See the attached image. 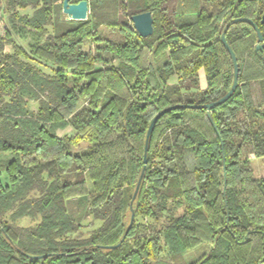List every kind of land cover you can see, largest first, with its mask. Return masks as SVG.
Instances as JSON below:
<instances>
[{
  "label": "trees",
  "instance_id": "1",
  "mask_svg": "<svg viewBox=\"0 0 264 264\" xmlns=\"http://www.w3.org/2000/svg\"><path fill=\"white\" fill-rule=\"evenodd\" d=\"M166 1L129 12L121 0L123 20L104 23L115 42L91 10L56 31L62 0H0V151L15 154L0 158V264H156L200 245L185 264H264V169L249 163L264 162V100L251 89L264 78V47L255 49L264 0H210L179 23ZM143 11L149 37L129 25ZM241 17L261 42L250 23L232 22ZM222 34L237 86L208 111L176 108L157 120L120 242L153 116L214 101L232 84ZM82 196L75 219L66 202ZM23 217L37 221L15 223ZM88 218L98 224L84 232Z\"/></svg>",
  "mask_w": 264,
  "mask_h": 264
},
{
  "label": "rangeland",
  "instance_id": "2",
  "mask_svg": "<svg viewBox=\"0 0 264 264\" xmlns=\"http://www.w3.org/2000/svg\"><path fill=\"white\" fill-rule=\"evenodd\" d=\"M123 3H127V11L131 12L135 9L141 8L144 5V0H122ZM88 3V14L90 10L93 12V24H98V31L106 38L118 42V31L112 29L111 27L105 25V22L108 21H117L121 22L123 20V15L121 11V0H87ZM164 6L167 8V11L171 14L173 13V18L176 22H193L196 19V15L202 9L210 10L212 2L210 0H167L164 3ZM87 14V17H88ZM66 15L62 12V9L58 7L54 8L52 16V24L56 31H63L69 26V23L66 22ZM129 23V25H131ZM3 24L0 22V28ZM151 36V35H149ZM147 36V37H149ZM129 70V67L121 69L122 71ZM198 85L200 87L205 85V78L202 71L198 73ZM251 89L253 94L260 99L264 100V78L252 82ZM61 132V131H60ZM67 132V131H66ZM15 154L9 151H0V158L11 159L14 158ZM249 163L252 167L257 168L258 170L264 169V162L262 158L255 157L251 155L249 157ZM89 187H91L90 182L88 181ZM86 198L85 196L79 197L77 199H70L66 202L68 207V212L75 219L79 218L80 211L85 206ZM89 218L82 221L85 225L82 229L84 232L89 231L91 228L95 227L98 223L88 224ZM37 220L31 219L29 217H23L18 219L15 223L21 226L33 225ZM205 245H200L194 249L188 250L183 253L181 257L172 258L171 256L167 259L159 260L156 264H185L189 260L196 258L204 249ZM169 258V259H168ZM170 258L172 260H170ZM172 261V262H171Z\"/></svg>",
  "mask_w": 264,
  "mask_h": 264
},
{
  "label": "water",
  "instance_id": "3",
  "mask_svg": "<svg viewBox=\"0 0 264 264\" xmlns=\"http://www.w3.org/2000/svg\"><path fill=\"white\" fill-rule=\"evenodd\" d=\"M61 9H62V12L66 15V19H71V20H85V19H87V14H88L87 0H80L76 3L70 2V0H62ZM130 21L132 22V26H133L134 30L140 36L147 37V36L152 34V32H153V18H152L150 11H143V12L135 13V14L131 15ZM236 21H244V22L250 23L256 31L258 42H261L263 40L262 33L254 21H252L249 18L241 17V18L233 19L232 22H236ZM260 22L262 24H264V10L261 14ZM221 38H222V42H223L224 46L226 47L227 51L230 54V57H231L232 63H233L234 76H233L232 84L224 95H222L221 97H219L218 99H216L214 101L204 103V104H174V105H169V106L161 109L160 111H158L153 116V118L151 119V121L148 125L146 135H145L144 151H143V166H142V169H141L140 174L138 176V179H137V182H136V185H135L132 197H131V201L129 204V206H130L129 224H128V227H127L125 233L123 234L120 242L125 238L126 233L128 232V230L132 226V222L134 219V211L132 208V201L134 200V198L137 195V191H138L141 179H142L143 174H144V170H145V166H146V162H147L146 153H147L148 139H149L150 133L152 132V129H153L155 123L157 122V120L163 114L168 112L169 110L176 109V108H205L208 111L211 107L218 105V104L222 103L223 101H225L227 98H229L237 86L238 74H239L237 59H236L235 53L233 52V50L231 49V47L227 43V41L224 37V34H222ZM263 47H264L263 43L257 44L255 49L258 50V49H261ZM263 60H264V57H263ZM214 128L216 129L215 125H214ZM221 146H222V144H221ZM223 163H224V157H223ZM223 170H224V165H223ZM223 175H224V187H225V184H226L225 172L223 173ZM120 242L117 243L116 245H112L110 247H115V246L119 245ZM45 256L46 255H33L32 257L33 258H40V257H45Z\"/></svg>",
  "mask_w": 264,
  "mask_h": 264
}]
</instances>
